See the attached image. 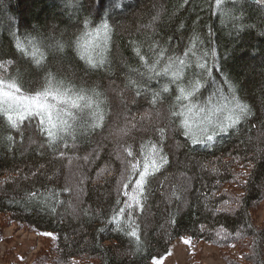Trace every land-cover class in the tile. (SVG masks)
<instances>
[{
	"label": "trees",
	"instance_id": "16d2710c",
	"mask_svg": "<svg viewBox=\"0 0 264 264\" xmlns=\"http://www.w3.org/2000/svg\"><path fill=\"white\" fill-rule=\"evenodd\" d=\"M117 2L127 7L98 19L92 0H0V76L15 80L29 93L42 90L51 72L57 81L76 92L83 90L85 96L81 107L71 110L74 119L66 118V130L58 132L55 146L35 128L34 119L13 129L0 115V215L55 236L58 246L52 258L63 264H152L182 237L223 250L243 245L244 252L252 255L243 257L244 264H264V227L257 226L252 215V208L264 202V4L258 0ZM104 23L109 26L106 40L92 67L88 58H81L86 52L81 44L89 42L86 31L103 29ZM18 41L24 52L17 49ZM209 50L215 55L205 57L208 72L201 83L206 86L195 98L203 108L195 113L208 117L211 104L219 110L230 106L225 97L231 99L227 87L231 82L251 114L211 143L193 145L170 108L179 94L177 84L187 87L190 80L200 78L203 70L197 62ZM157 51L163 56L157 71L149 73L141 56L151 64ZM43 57L37 65L35 61ZM179 60L186 66L181 67ZM170 61L169 72L163 75ZM174 76L176 83L171 82ZM130 80L142 85L141 95L128 86ZM164 86L169 89L166 93L161 92ZM122 90L129 107L119 114L128 120L125 137L119 138L118 124L110 123L117 111L116 95ZM210 92L222 100L215 99L208 107L204 101ZM153 93H160L156 103ZM88 98L91 107L86 106ZM151 111L165 112V117L145 120L147 113L153 116ZM217 120H224L223 113L211 119ZM27 123L30 134L20 130ZM204 127L211 132L210 123ZM193 132L200 135L199 129ZM149 141L162 148L168 162L150 178L143 210L135 208L129 216L128 197L121 186L131 178L123 162L133 157L125 149L130 147L139 159L152 151ZM76 151L80 153L75 163L84 174L79 197L64 179L66 162ZM239 177L241 197L234 211L235 203L227 201L223 187ZM133 188L130 184L128 191ZM32 192L37 196L29 199ZM118 207L125 208L124 215L110 222ZM126 221L139 226V244L125 235ZM227 264L235 263L227 260Z\"/></svg>",
	"mask_w": 264,
	"mask_h": 264
},
{
	"label": "snow or ice",
	"instance_id": "6c2138e0",
	"mask_svg": "<svg viewBox=\"0 0 264 264\" xmlns=\"http://www.w3.org/2000/svg\"><path fill=\"white\" fill-rule=\"evenodd\" d=\"M92 3L96 7L98 19H104L106 13H110L117 9L123 11L124 8L127 7V5H121L118 3L117 0H92ZM260 3L264 4V0H260ZM85 27H87V22H85ZM102 28L106 34L109 26L107 23H104ZM97 33H99V30H97ZM87 34L92 35L91 33ZM16 47L19 51L24 52V46L19 41L17 42ZM58 47H62V45H58ZM210 53L212 56L215 55L214 52L209 50V52L203 53L197 62V66L203 70L199 79L193 78L188 82L187 87L177 84L179 94L175 97V103L172 104L170 108L171 115L179 119L178 126L183 129L182 134L189 137L193 145L211 143L216 136L225 134L230 129H235L244 117L251 114L250 106L242 102L236 95L235 84L228 82L227 87L231 93V99L229 100L226 96L225 100L231 105V107L227 109L231 114L226 120H217L214 122L209 121L211 132L202 125H198L200 135H196L193 132L190 117L193 112L200 110L199 106L195 103V98L200 94L202 88L206 86L201 83V80H203L204 74H207L208 72L205 57ZM162 56V51H157L155 59L151 61V64L145 61L143 56H141V60L143 61L142 66L145 67L149 73H155ZM81 58L83 59L84 56ZM43 59H46V57L36 60L35 63L39 65L43 62ZM88 62L92 67H95V63L90 57L88 58ZM7 63V61L4 62V64ZM171 63L172 62L170 61L169 65L163 69V75L168 74ZM179 65L181 67L186 66L185 61L179 60ZM0 67H3V65H0ZM138 74L143 75L142 73ZM171 82L176 83L175 76ZM128 86L136 89V95H141L139 89L142 85L139 82L130 80ZM168 91L169 89L167 86L161 88L162 93ZM152 96V103H156L157 100L160 99V93H153ZM82 100H85L83 90L76 92L73 89L66 87L62 81H57L51 72L46 74L45 86L42 90H36L35 92L29 93H25L22 90L21 85L15 80L6 76L0 77V115L6 116L9 126L13 129L17 128L19 123H22L25 120L34 119L37 122V126L46 137V142L50 146L56 145L59 138L58 132L66 130L68 121L65 117L74 119V114L71 110L79 109L81 107L80 101ZM86 106H92L90 98H88ZM98 119L102 120L103 116L100 115ZM96 126L100 125L97 124ZM157 131L162 135L165 134L164 129H157ZM9 139H11V137H9ZM148 144L151 146L152 151L142 154L139 159L134 157L133 151L130 147L125 149L128 157H133V159L123 162L126 170L129 171L131 178L121 186L122 194L125 197H128V200L125 203L129 216H131L135 208H139L141 211L143 210L142 201L147 195L150 178L154 177L168 162L167 157L162 154V148L157 149L156 142L149 141ZM65 147H67V145H65ZM141 152L143 153V148L141 149ZM60 155L63 156V152H61ZM130 184L134 186L131 193L128 191ZM65 191H68V189H65ZM173 195H175V193H173ZM36 196L37 194L32 192L29 195V199H34ZM119 203L120 201H117L118 205ZM124 213L125 208L118 207L116 213L111 217L110 222H116L118 217L123 216ZM126 224L127 231L125 232V235L134 238L135 242L139 244V226L134 222L126 221ZM45 235L51 236L52 234L45 233ZM184 242L191 243L190 240H185ZM154 264H161V262L154 258Z\"/></svg>",
	"mask_w": 264,
	"mask_h": 264
},
{
	"label": "rangeland",
	"instance_id": "374dc122",
	"mask_svg": "<svg viewBox=\"0 0 264 264\" xmlns=\"http://www.w3.org/2000/svg\"><path fill=\"white\" fill-rule=\"evenodd\" d=\"M258 1L260 2V0ZM97 30H99V33H97ZM87 33H91L92 35H88ZM85 38L88 39L89 42L82 41L81 51H86L85 53L88 57H86L85 53L83 56L85 58L90 57L91 60L97 59L96 53L97 51L101 50V48H103L106 40L104 30L101 29V27L99 26L93 31H86ZM210 93L211 94L209 95V97H206L204 101L205 104L209 105L208 107H210V103L214 102L215 99L216 101L222 100V97L219 98L215 96L217 95L214 94L215 92ZM116 96L117 99L115 106L117 107V111L115 112L113 117H111L110 124L114 125L117 123L118 137L124 138V131L128 120L121 119V117H119V114L128 111L129 99L125 97L123 90L120 93L118 92ZM202 104H198L199 108L201 109L203 108ZM230 107L231 105L225 107L223 111L215 107V104H211V107L209 108L210 113L208 114V117H203L202 114L198 115V113L193 112L190 117L192 129H199L198 125H202L203 127L206 126L207 123H209V121H211V119L215 115L218 116L221 113H223V118L224 120H226L227 117L231 114L229 111H227V109ZM151 112L153 116H150L149 113H147V115L144 117L145 120H158L159 118L162 119L165 117V112L161 113V111H158L156 114H154L153 111ZM66 118L68 117H65V119ZM33 122L34 121H30V124H33ZM112 125H110V128L112 127ZM27 127L28 123L24 128H21L20 130L24 133L28 132V134H30V130H26ZM111 132V137L115 140L117 137L115 129L111 130ZM102 135L105 136L106 133H103ZM98 137L101 140L103 139V137L101 136ZM31 142V140H27V144H31ZM95 151L92 150L91 152L95 153ZM78 152L76 151L72 153V158H69V161L66 162L67 167L65 170L64 179L67 187L74 191L76 194L78 193L79 197L81 195L80 186L84 181V174L81 171L82 168L80 166H77L75 163L76 160L79 159L78 156L75 157ZM241 180L242 178L239 177L238 180L234 179L230 185L223 187V194L224 196H227V201L235 203V205L232 206V209L234 211L236 208V203L238 202V198L241 197V192L239 189V184L240 182H242ZM252 215L253 218L256 220V225L263 228L264 202L252 208ZM239 231L242 232L243 230L240 229ZM185 240H190L191 243H185ZM232 244L231 246H233ZM57 246L58 245L55 236H48L45 235V233H38L35 230H32L31 228L13 222L10 216L3 217L0 215V264H63L58 258H52L53 252L56 251ZM245 249L247 248L241 245L239 247H230L228 249L223 250V247H219L217 245H214L213 243L194 240L190 237H182L173 242L167 255L155 260L160 261L161 264H227V260L235 264H237L238 262L240 264H244V256L252 258L251 254L244 252ZM152 264H154V261L152 262ZM246 264L252 263L247 262Z\"/></svg>",
	"mask_w": 264,
	"mask_h": 264
}]
</instances>
